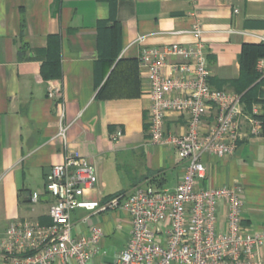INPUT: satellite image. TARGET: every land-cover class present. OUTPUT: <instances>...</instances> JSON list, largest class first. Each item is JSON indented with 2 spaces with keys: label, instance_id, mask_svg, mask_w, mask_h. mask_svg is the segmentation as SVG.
Instances as JSON below:
<instances>
[{
  "label": "crops",
  "instance_id": "crops-1",
  "mask_svg": "<svg viewBox=\"0 0 264 264\" xmlns=\"http://www.w3.org/2000/svg\"><path fill=\"white\" fill-rule=\"evenodd\" d=\"M114 1L0 0V237L14 221L51 223L45 176L72 151L89 157L97 168L99 183L89 198L105 202L148 175H159L161 181L151 180L162 187L177 184L183 161L174 148L155 143L150 135L152 100L139 63L143 48L202 41L211 84L235 92L242 44L264 42V0ZM99 21L121 25L114 57ZM199 23L200 38L189 32ZM24 42L28 46L21 58ZM55 44L61 76L45 78L42 65ZM51 90L56 97H50ZM254 105L262 113V104L254 103L251 109L244 106L246 115L254 113ZM61 122L69 125L66 143L56 136ZM118 129L123 136L114 140ZM165 129L186 132L188 115L169 113ZM239 131L232 154L204 155L203 184L240 186L245 223L264 233V135L252 131L247 116ZM34 192L41 194L38 201L31 199ZM95 223L89 220L79 232ZM98 225L106 236L108 225ZM129 233L130 226L125 243ZM95 264H102L97 257Z\"/></svg>",
  "mask_w": 264,
  "mask_h": 264
},
{
  "label": "built area",
  "instance_id": "built-area-1",
  "mask_svg": "<svg viewBox=\"0 0 264 264\" xmlns=\"http://www.w3.org/2000/svg\"><path fill=\"white\" fill-rule=\"evenodd\" d=\"M203 31L200 23L189 30L199 38ZM139 63L145 68L152 100L151 138L174 148L184 163L177 184L162 187L147 179L102 202L88 197L99 183L95 164L77 151L69 152L45 176L43 195L52 199L51 223L29 219L10 223L0 237V264H95L96 257L106 253L102 251L105 232L93 224L80 233L73 220L77 209L89 211L79 218L81 224L110 209L126 212L129 237L108 264H264V233L245 223L241 187L203 184L204 155L232 154L242 117L247 116L254 133H261V122L255 117L258 106L246 115L240 93L211 84L202 41L145 47ZM257 68L264 73V59L258 60ZM50 97H56L54 90ZM169 113L188 115L186 132L166 131ZM68 127L61 122L56 135L64 143ZM122 136L118 129L113 139ZM40 197L34 192L31 199Z\"/></svg>",
  "mask_w": 264,
  "mask_h": 264
},
{
  "label": "trees",
  "instance_id": "trees-1",
  "mask_svg": "<svg viewBox=\"0 0 264 264\" xmlns=\"http://www.w3.org/2000/svg\"><path fill=\"white\" fill-rule=\"evenodd\" d=\"M114 3V0H109ZM99 28L106 30L109 34V40L107 41V47L111 50L114 57L116 54L117 44L119 43L121 25L118 22H114L113 25H107V21H99ZM25 36V21L21 22V38ZM58 37V36H55ZM59 40V38H57ZM28 44L23 43L20 57H23V53L26 51ZM23 52V53H22ZM264 59V42L259 43H243L242 50L239 55L240 63V76L233 82L235 84V92L240 93L245 109H251L254 103H261L263 111L260 114H255L262 126L261 134L264 135V73L260 72L257 68L258 60ZM61 56L59 44H55V51L51 48L47 60L42 65V74L45 78H54L61 76ZM211 82V78H210ZM212 83V82H211ZM220 86H218L219 88ZM146 178L155 181H161L159 175Z\"/></svg>",
  "mask_w": 264,
  "mask_h": 264
},
{
  "label": "rangeland",
  "instance_id": "rangeland-1",
  "mask_svg": "<svg viewBox=\"0 0 264 264\" xmlns=\"http://www.w3.org/2000/svg\"><path fill=\"white\" fill-rule=\"evenodd\" d=\"M88 212L89 211L85 209H79L78 214L73 216V220L77 223V227L80 232L83 230L84 224L79 223L77 218H79V215L83 213L86 214ZM91 219L95 222L97 221L95 224L103 225L105 223L109 227V232L105 236V243L102 249V251L105 250L106 253H101V255L97 258L99 261L101 260L102 264H106L108 261L112 262L125 244V238L128 234L130 226L128 216L126 212L121 209H110L104 213L93 216Z\"/></svg>",
  "mask_w": 264,
  "mask_h": 264
}]
</instances>
